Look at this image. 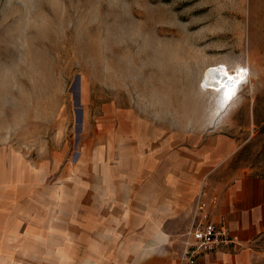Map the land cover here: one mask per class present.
<instances>
[{
	"label": "rangeland",
	"instance_id": "rangeland-1",
	"mask_svg": "<svg viewBox=\"0 0 264 264\" xmlns=\"http://www.w3.org/2000/svg\"><path fill=\"white\" fill-rule=\"evenodd\" d=\"M237 66L231 99L204 86ZM175 170L197 197L264 177V0H0V264H121Z\"/></svg>",
	"mask_w": 264,
	"mask_h": 264
},
{
	"label": "crops",
	"instance_id": "crops-1",
	"mask_svg": "<svg viewBox=\"0 0 264 264\" xmlns=\"http://www.w3.org/2000/svg\"><path fill=\"white\" fill-rule=\"evenodd\" d=\"M212 158L215 157L210 152H203V156L197 155L198 160H186L184 164L188 168L193 161V168L207 171L216 168L222 159ZM200 173L193 172L192 177L183 178L178 177L175 170L169 180L168 195L140 193L137 196V203L133 202L132 205L137 206L140 225L137 230L131 224L123 226L122 233L125 235L121 234L122 248L125 247L128 259L121 264H186L180 259L184 236L175 243L171 234L176 230L170 224L174 220L185 219L183 227L189 228L199 184L206 179L200 178ZM188 178H192L190 182L184 180ZM183 185L188 188L187 192L179 188ZM207 191L206 197L214 219L227 221L233 243L204 256L196 264H258L255 247L264 235V177L241 172L231 182L218 184ZM131 215L129 209L123 212L124 217ZM114 239L115 236H112L111 240Z\"/></svg>",
	"mask_w": 264,
	"mask_h": 264
},
{
	"label": "built area",
	"instance_id": "built-area-1",
	"mask_svg": "<svg viewBox=\"0 0 264 264\" xmlns=\"http://www.w3.org/2000/svg\"><path fill=\"white\" fill-rule=\"evenodd\" d=\"M230 243H233V239L227 221L223 218L214 219L206 192L201 190L190 226L184 234L181 261L186 264H196L199 259L218 252Z\"/></svg>",
	"mask_w": 264,
	"mask_h": 264
},
{
	"label": "bare ground",
	"instance_id": "bare-ground-1",
	"mask_svg": "<svg viewBox=\"0 0 264 264\" xmlns=\"http://www.w3.org/2000/svg\"><path fill=\"white\" fill-rule=\"evenodd\" d=\"M249 74L242 66H237L236 73L227 72L219 68H211L205 74L203 84L215 93L228 92L232 94L242 82L249 80Z\"/></svg>",
	"mask_w": 264,
	"mask_h": 264
},
{
	"label": "snow or ice",
	"instance_id": "snow-or-ice-1",
	"mask_svg": "<svg viewBox=\"0 0 264 264\" xmlns=\"http://www.w3.org/2000/svg\"><path fill=\"white\" fill-rule=\"evenodd\" d=\"M243 71V70H242ZM229 99H231V94L229 95V97H228Z\"/></svg>",
	"mask_w": 264,
	"mask_h": 264
},
{
	"label": "clouds",
	"instance_id": "clouds-1",
	"mask_svg": "<svg viewBox=\"0 0 264 264\" xmlns=\"http://www.w3.org/2000/svg\"><path fill=\"white\" fill-rule=\"evenodd\" d=\"M225 95H227L226 93H225ZM228 96V95H227ZM229 97V96H228Z\"/></svg>",
	"mask_w": 264,
	"mask_h": 264
}]
</instances>
